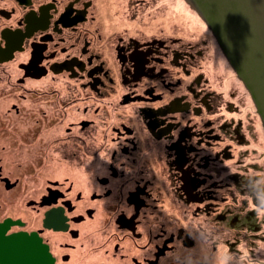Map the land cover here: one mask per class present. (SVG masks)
Returning <instances> with one entry per match:
<instances>
[{"label":"flooded vegetation","instance_id":"1","mask_svg":"<svg viewBox=\"0 0 264 264\" xmlns=\"http://www.w3.org/2000/svg\"><path fill=\"white\" fill-rule=\"evenodd\" d=\"M137 1L0 0V224L53 264H264L250 94Z\"/></svg>","mask_w":264,"mask_h":264},{"label":"water","instance_id":"2","mask_svg":"<svg viewBox=\"0 0 264 264\" xmlns=\"http://www.w3.org/2000/svg\"><path fill=\"white\" fill-rule=\"evenodd\" d=\"M187 1L212 30L264 126V0ZM7 225V221L0 224V264H53L38 236L6 235Z\"/></svg>","mask_w":264,"mask_h":264},{"label":"rangeland","instance_id":"3","mask_svg":"<svg viewBox=\"0 0 264 264\" xmlns=\"http://www.w3.org/2000/svg\"><path fill=\"white\" fill-rule=\"evenodd\" d=\"M119 1L122 2V0ZM130 2L136 4L138 1L130 0ZM176 2L181 3V7L179 8L180 10L175 9ZM139 9L140 13H142L145 18L148 19H146L147 23L152 22L150 20L151 17L154 15V11L156 10V34L182 36L191 38L193 39V41L196 42H205L204 44L208 45L207 50L210 56H214L218 64V66L215 67L216 72L224 74L225 78L228 81L237 79L236 72L233 70L227 58L224 56L218 44V41L215 35L213 34L212 30L208 26L207 22L199 15V13L192 7V5L187 0H143V6ZM170 9H173L176 12H173ZM167 13L170 14L171 20L167 18ZM188 13L190 15L196 14L199 18V24L192 25L190 22H188ZM178 19H181V22H178ZM237 84L240 86V82H238ZM240 90L241 93H245L244 91H248L243 83L240 86ZM245 99H247V108L252 106L254 108V110H252L257 115L256 117L259 120L260 116L256 112L255 104L254 102H252L253 100L250 99V96H246Z\"/></svg>","mask_w":264,"mask_h":264},{"label":"bare ground","instance_id":"4","mask_svg":"<svg viewBox=\"0 0 264 264\" xmlns=\"http://www.w3.org/2000/svg\"><path fill=\"white\" fill-rule=\"evenodd\" d=\"M181 2V1H180ZM180 2H176V5H175V9H177V10H180L179 8L181 7V3ZM171 11H173V12H176L175 10H173V9H170ZM167 18L168 19H170L171 20V18H170V14L169 13H167ZM187 17L189 18V20H188V22H190L192 25H194V24H199L198 22V20H199V18L197 17V15L196 14H194V15H190L189 13L187 14ZM178 22H181V19H178ZM186 26V25H185ZM185 31V30H184ZM230 64V63H229ZM259 121V123H260V119L258 120ZM263 125V124H262ZM260 127L262 128L263 127V129H264V126H261L260 125ZM257 239H259V237H257Z\"/></svg>","mask_w":264,"mask_h":264}]
</instances>
